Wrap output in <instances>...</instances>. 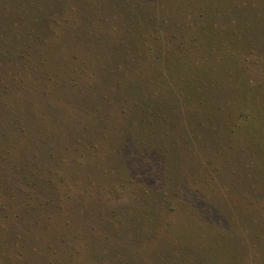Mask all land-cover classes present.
<instances>
[{
  "label": "trees",
  "instance_id": "16d2710c",
  "mask_svg": "<svg viewBox=\"0 0 264 264\" xmlns=\"http://www.w3.org/2000/svg\"><path fill=\"white\" fill-rule=\"evenodd\" d=\"M153 1L0 0V67L13 79L10 84L0 77V264H86L81 259L86 251L101 264H244L239 250L245 239L233 238L234 232L254 236L242 215L226 219L224 199L244 198L251 210L263 196L264 182L251 173L256 183L243 188L224 175L214 176L210 164L192 159L182 122L161 121L163 111L150 91L157 81L150 64L165 50L149 47L162 35L152 26L155 17L148 16ZM200 2L202 11L215 13L225 5L230 13L242 12L246 25L261 13L264 17V3L254 14L237 0ZM204 27L219 41L220 51L233 56L231 33ZM210 49L217 51L205 48ZM28 86L40 91L33 99L46 104L45 118L61 126L58 141L64 146L81 150L84 130L104 138L101 127L119 133L114 182L104 185L95 174L72 171L65 154L42 157L51 135L30 127L23 96L6 99ZM55 106L74 117L72 128L62 130L67 123L49 109ZM151 176L158 183L148 184ZM69 182L81 188L80 194L69 193ZM249 188L258 189L251 200ZM124 191L140 196L134 195L138 204L129 209L137 215L132 222L123 219L122 208L103 210L92 198L119 199ZM32 211L36 215L29 218ZM142 224L148 227L136 230ZM32 226L48 235L33 233ZM253 240L256 247L264 243L263 236Z\"/></svg>",
  "mask_w": 264,
  "mask_h": 264
},
{
  "label": "rangeland",
  "instance_id": "374dc122",
  "mask_svg": "<svg viewBox=\"0 0 264 264\" xmlns=\"http://www.w3.org/2000/svg\"><path fill=\"white\" fill-rule=\"evenodd\" d=\"M237 1L254 14L257 13L258 5L264 3V0ZM150 4L151 11L148 16L155 17V23L152 26L159 27L162 35L151 42L149 47L158 46L156 50L165 47V50L162 49V57L153 60L149 68L151 77L157 79V81L154 80L155 83L152 84L150 91L155 95L157 99L155 102L163 111L161 121L165 123L168 119L170 121L173 119L182 122L183 138L190 140L189 145L193 150L191 152L195 156L192 159L210 164L215 170H213L214 176L222 178L224 175L230 179L231 183L240 184L243 188L246 184L256 183L255 175L251 176V173L261 177L264 182L262 170L264 168L263 14L261 13V18L257 22L249 21L251 24L246 25L244 13H230L227 10L228 6L225 5L212 13L207 9L202 11L204 3L200 0H154ZM210 16L217 18L211 20ZM207 24L217 30V33L222 32L223 35L231 33L234 40V48L231 52V54L234 52L233 56L221 52L222 47L218 45L219 41L212 40L211 36L206 34L204 25ZM166 30L170 31L172 38L167 35ZM175 33L177 35L174 38ZM180 43L185 48L180 49ZM191 44L198 45L199 48H193ZM207 45L217 47V51L211 49L206 51ZM9 74L2 66L0 67V77H4L8 83L13 84L12 76ZM23 86L25 83H22ZM26 88L27 90L24 91L18 89L19 93L15 92L6 99L23 96V106L29 109L26 117L30 127L41 128L48 133V136L51 135L48 137L47 145H44L42 157L46 158V153L54 154L56 157L59 154H65V166L68 165L67 167L72 171L83 175L95 174L96 180H100L104 185L114 182L116 156L120 158L114 150L118 139L116 136H120L119 133L110 129L105 131L101 127L103 133L107 132L104 138L101 137V133L91 136L87 130H84L87 137L86 146H83L81 150L75 146L69 148V143L64 146L58 141L61 126L45 118L43 110L46 104L43 101L33 99L36 95L35 91L37 93L40 91L31 86ZM55 108L49 109L64 118L67 123L62 130L72 128L74 117L72 115L70 117L68 112H60L56 106ZM34 114L37 119L32 122ZM49 115L48 113L47 117L51 118L52 114ZM164 123L161 124L163 129H165ZM127 129L131 130V128ZM165 132L166 129L163 131V136H166ZM166 141L168 142V138ZM133 145L136 146V143ZM29 146L36 149L38 144L29 142ZM185 154L187 157V153ZM216 168L221 170L218 171ZM156 183H158L156 177L148 178V184ZM67 186L72 196L80 194L81 188L77 184L69 182ZM249 190L252 192L249 195L251 200V195L258 189L249 188ZM262 193L263 196L261 195V199L251 207V210L245 209L247 206L244 198L224 199L227 207L223 214L227 216L226 219L231 220L233 217L242 215L244 220L246 218L247 225H250L254 238L264 237V190ZM134 195L131 191H124L119 199L108 194L104 195L106 199L94 196L92 198L102 203L103 210L104 208L107 210L122 208L123 219L131 221L137 217L134 210H129L138 204ZM85 197L88 198V196ZM135 197L140 196L136 194ZM215 201L218 204L222 202L218 198ZM66 205L71 206L72 203L67 201ZM229 207L233 211L228 212ZM33 215H36L35 211L29 214V218ZM33 227L35 226L31 228ZM147 227L146 224H142L141 228L136 230L142 231ZM222 229H225V226ZM40 230L45 237L48 235L42 229ZM40 230L35 227L33 233ZM246 235L248 236L244 231L235 230L233 237L239 240L245 239L244 246L239 250L242 261L244 264H262L264 243L262 245L257 243L259 246L256 247L253 243L254 238H245ZM82 257L80 258L83 263L101 264L94 258L92 252L86 251Z\"/></svg>",
  "mask_w": 264,
  "mask_h": 264
}]
</instances>
